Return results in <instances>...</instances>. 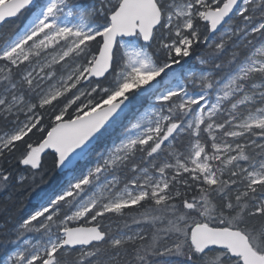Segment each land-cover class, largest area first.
<instances>
[{
	"label": "snow or ice",
	"instance_id": "snow-or-ice-1",
	"mask_svg": "<svg viewBox=\"0 0 264 264\" xmlns=\"http://www.w3.org/2000/svg\"><path fill=\"white\" fill-rule=\"evenodd\" d=\"M13 186L0 264H264V0H0Z\"/></svg>",
	"mask_w": 264,
	"mask_h": 264
},
{
	"label": "trees",
	"instance_id": "trees-1",
	"mask_svg": "<svg viewBox=\"0 0 264 264\" xmlns=\"http://www.w3.org/2000/svg\"><path fill=\"white\" fill-rule=\"evenodd\" d=\"M11 27H15V25ZM47 167L51 168L50 161ZM58 179L59 177L54 172H49V175L46 177V180H49L53 183L58 181ZM44 186L46 185H40V187H44ZM30 191L31 189L24 190V189L15 187V186L9 188L6 192L0 191V212H2L3 208L6 206L11 209V214L15 220H21L22 218H24L26 213L31 211L33 207L35 206V202L31 200L29 197ZM117 225H118L117 227L112 226V229L123 227L122 224H117Z\"/></svg>",
	"mask_w": 264,
	"mask_h": 264
},
{
	"label": "bare ground",
	"instance_id": "bare-ground-1",
	"mask_svg": "<svg viewBox=\"0 0 264 264\" xmlns=\"http://www.w3.org/2000/svg\"><path fill=\"white\" fill-rule=\"evenodd\" d=\"M118 225L116 223H113V227H117Z\"/></svg>",
	"mask_w": 264,
	"mask_h": 264
},
{
	"label": "flooded vegetation",
	"instance_id": "flooded-vegetation-1",
	"mask_svg": "<svg viewBox=\"0 0 264 264\" xmlns=\"http://www.w3.org/2000/svg\"><path fill=\"white\" fill-rule=\"evenodd\" d=\"M112 230H113V231H116L117 229L114 228V229H112Z\"/></svg>",
	"mask_w": 264,
	"mask_h": 264
},
{
	"label": "rangeland",
	"instance_id": "rangeland-1",
	"mask_svg": "<svg viewBox=\"0 0 264 264\" xmlns=\"http://www.w3.org/2000/svg\"><path fill=\"white\" fill-rule=\"evenodd\" d=\"M106 223H108V222H106Z\"/></svg>",
	"mask_w": 264,
	"mask_h": 264
}]
</instances>
